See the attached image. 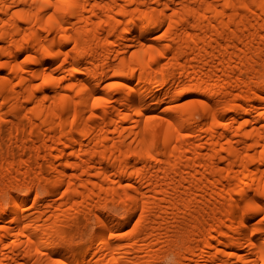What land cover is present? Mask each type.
I'll return each instance as SVG.
<instances>
[{"label": "bare ground", "instance_id": "obj_1", "mask_svg": "<svg viewBox=\"0 0 264 264\" xmlns=\"http://www.w3.org/2000/svg\"><path fill=\"white\" fill-rule=\"evenodd\" d=\"M0 264H264V0H0Z\"/></svg>", "mask_w": 264, "mask_h": 264}, {"label": "rangeland", "instance_id": "obj_2", "mask_svg": "<svg viewBox=\"0 0 264 264\" xmlns=\"http://www.w3.org/2000/svg\"><path fill=\"white\" fill-rule=\"evenodd\" d=\"M83 216H84V215H83ZM79 217L81 218V219H80L81 221L83 220L82 222H84V220H85V221H86V220H90V219H88V218L82 217L81 215H80ZM89 223H90V224H87L86 222H84V225H86V226L88 225V226H89L88 228L91 230L92 228H94V224L92 223L91 220L89 221ZM83 228H84V227H83ZM78 236H79V235H77V237H76V239H75V241H76L75 248L78 249L79 251H82V250H84L85 247L87 246V245H86V241H85L86 239H85V240L83 239V240L81 241L80 236H79V237H78Z\"/></svg>", "mask_w": 264, "mask_h": 264}, {"label": "snow or ice", "instance_id": "obj_3", "mask_svg": "<svg viewBox=\"0 0 264 264\" xmlns=\"http://www.w3.org/2000/svg\"><path fill=\"white\" fill-rule=\"evenodd\" d=\"M45 2H47V0H45ZM62 2L67 4L69 2V0H62ZM49 20H51V17H49Z\"/></svg>", "mask_w": 264, "mask_h": 264}]
</instances>
